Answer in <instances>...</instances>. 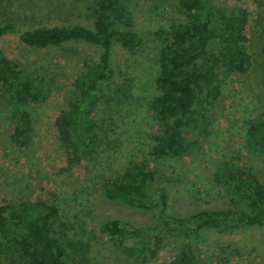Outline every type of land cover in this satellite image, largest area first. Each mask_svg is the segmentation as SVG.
I'll use <instances>...</instances> for the list:
<instances>
[{"label": "rangeland", "instance_id": "obj_1", "mask_svg": "<svg viewBox=\"0 0 264 264\" xmlns=\"http://www.w3.org/2000/svg\"><path fill=\"white\" fill-rule=\"evenodd\" d=\"M97 0H0V19L18 30L82 26L91 29L89 17ZM180 0H130L132 30L142 44L135 55L111 46L115 75L102 84L97 103L96 153L79 163L68 162L55 127L56 118L73 101L72 82L90 59L100 52L82 42L64 48H26L17 33L0 38V50L43 91V100L31 110L33 145L17 149L10 140L8 107L0 92V206L20 203L56 208L55 231L68 250L82 243L101 264H139L103 244L99 226L112 219L132 224L149 222L146 213L105 200L102 182L114 177L125 162L146 165L166 186L168 212L186 217L197 210L220 209L238 204L226 187L212 180L219 165L239 168L264 187V154L245 143V123L264 110V0H205L213 5L240 10L246 18L243 38L236 41L249 58L245 71L227 76L207 126L197 143L184 155L155 160L150 148L158 133L147 110L157 95L154 78L158 49L168 27L181 18ZM206 264H264V227L216 234L207 231L199 242ZM96 252V253H95ZM174 254L171 244L156 262L165 264ZM0 264H27L13 254Z\"/></svg>", "mask_w": 264, "mask_h": 264}, {"label": "trees", "instance_id": "obj_2", "mask_svg": "<svg viewBox=\"0 0 264 264\" xmlns=\"http://www.w3.org/2000/svg\"><path fill=\"white\" fill-rule=\"evenodd\" d=\"M205 0H180L181 18L165 32L158 49L154 87L157 95L147 105L158 133L150 148L155 160L187 153L198 141L214 104L221 96L227 76L241 73L249 58L236 43L243 38L245 15L236 9ZM130 0H97L89 17L92 28L82 26L36 28L19 31L0 19V38L17 33L26 48H64L74 42L98 47L95 59L75 74L73 101L55 120L58 139L68 162L79 163L96 153L97 103L102 84L115 75L111 46L126 54L139 52L142 39L132 30ZM0 92L8 107L9 140L17 149L33 145L31 110L43 100L36 80L23 72L0 50ZM245 143L264 154V110L245 123ZM212 180L226 187L238 204L220 209H201L186 217L168 210L166 186L142 162H125L114 177L102 182L101 195L126 208L146 213L149 222L132 224L112 219L99 226L103 244L139 264H152L171 244L174 254L165 264H206L199 242L207 231L222 234L251 227H264V187L239 168L219 165ZM59 215L51 206L20 203L0 206V261L16 254L27 264H101L82 243L65 247L55 231ZM96 253V252H95Z\"/></svg>", "mask_w": 264, "mask_h": 264}]
</instances>
